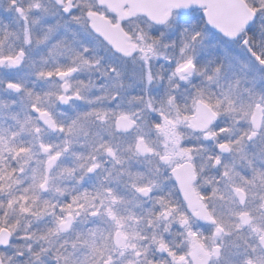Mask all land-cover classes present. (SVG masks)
Segmentation results:
<instances>
[{
  "label": "snow or ice",
  "instance_id": "1",
  "mask_svg": "<svg viewBox=\"0 0 264 264\" xmlns=\"http://www.w3.org/2000/svg\"><path fill=\"white\" fill-rule=\"evenodd\" d=\"M0 264H264V0H0Z\"/></svg>",
  "mask_w": 264,
  "mask_h": 264
},
{
  "label": "flooded vegetation",
  "instance_id": "2",
  "mask_svg": "<svg viewBox=\"0 0 264 264\" xmlns=\"http://www.w3.org/2000/svg\"><path fill=\"white\" fill-rule=\"evenodd\" d=\"M0 95H7L6 93H2V92H0Z\"/></svg>",
  "mask_w": 264,
  "mask_h": 264
}]
</instances>
